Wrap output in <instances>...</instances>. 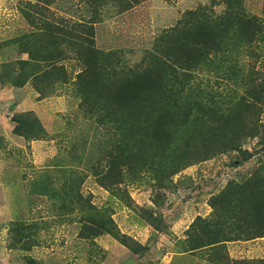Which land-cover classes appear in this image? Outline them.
<instances>
[{
	"label": "rangeland",
	"instance_id": "374dc122",
	"mask_svg": "<svg viewBox=\"0 0 264 264\" xmlns=\"http://www.w3.org/2000/svg\"><path fill=\"white\" fill-rule=\"evenodd\" d=\"M231 2L264 20V0ZM227 3L0 0V264H234L264 258L257 224L264 225L263 93L256 94V106L235 117L227 113L264 79V26L236 50L235 69L249 76L245 81L241 74L224 80L213 68L194 73L195 84L221 94L213 99L224 116L202 125L208 131L194 119L178 123L173 116L177 125L171 124L170 136L153 141L129 168L116 161L113 173L106 171L101 147L112 133L84 114L75 92L90 48L115 51L132 66L146 50L157 54L159 37L187 11L201 7L220 15ZM206 99L204 112L215 106ZM209 146L216 149L179 162L185 149ZM252 194L253 200L247 197ZM108 220L126 237L95 226Z\"/></svg>",
	"mask_w": 264,
	"mask_h": 264
},
{
	"label": "trees",
	"instance_id": "16d2710c",
	"mask_svg": "<svg viewBox=\"0 0 264 264\" xmlns=\"http://www.w3.org/2000/svg\"><path fill=\"white\" fill-rule=\"evenodd\" d=\"M231 1L233 0H227L229 3L226 10L220 15L208 14L201 7L187 11L177 27L159 37L157 54L146 50L142 60L132 66L122 63L115 51L96 48L87 51L90 57L86 58L85 71L77 73L75 92L84 114L94 118L107 132L112 133L107 135V144L101 147L108 162L106 171L109 169L113 173L116 161H119L123 169L129 168L131 159L140 158L141 153L153 141L170 136L171 124L177 125L174 119H170L173 116H177L178 123L194 119L205 131L210 127L202 125L212 124L216 117L224 116L222 109L218 108V101L213 99L215 94L220 93L203 90L199 82L195 84L194 73L216 70L224 80H235L241 74L242 81H245L244 77L247 79L249 76L244 75L240 68V72L235 69L236 50L244 49V45L248 46L253 41L251 34L255 31L262 32L264 26V20L246 14L244 9L236 7ZM34 74L36 72L32 75ZM252 81L254 79L250 80L248 86ZM262 84L264 85V79L253 84L249 88L252 91L248 92L250 97L244 100L241 96L236 105L227 108V113L235 117L241 110L256 106L254 101L260 98L256 94L262 92L264 95ZM206 97L215 106L204 112L200 106L207 100ZM249 100H253V103ZM168 110L177 113H169ZM207 116L211 120H206ZM36 129L35 133L42 131L40 126ZM215 129L217 130L215 127L210 131ZM24 131L28 132L29 128L18 130L19 133ZM34 135L36 134H32ZM223 137L219 135L218 145H222ZM215 147L209 146L205 150L193 147L190 151L187 148L180 155L179 162L185 165L183 161L189 154L195 153L192 155L198 156L199 153H205L203 151L216 149ZM176 169L177 166L169 168L163 174L166 176L167 171L170 175ZM117 175H120V170ZM247 197L252 200L254 198L253 194ZM257 224L262 227L260 235H264V225L260 222ZM110 225L108 220L95 226L101 229L105 227V230L116 237H126ZM234 264H264V258L235 261Z\"/></svg>",
	"mask_w": 264,
	"mask_h": 264
}]
</instances>
